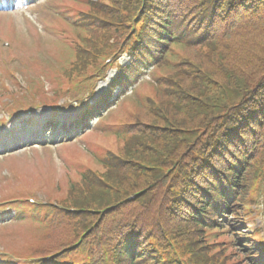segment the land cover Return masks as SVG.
Returning <instances> with one entry per match:
<instances>
[{"label":"trees","instance_id":"16d2710c","mask_svg":"<svg viewBox=\"0 0 264 264\" xmlns=\"http://www.w3.org/2000/svg\"><path fill=\"white\" fill-rule=\"evenodd\" d=\"M87 8L78 21L77 77L103 78L101 53L130 57L111 91L118 85L125 92L154 69L107 122L118 149L105 152L100 168L84 164L69 194L57 200L83 212L51 208L41 220L46 236L73 245L86 234L83 253L94 262L105 247L110 264H151L166 244L164 264H178L177 254L207 264L205 230L183 221L177 206L185 201L164 203L163 193L188 197V190L228 182L220 207L234 203L235 222L252 189L264 184V0H98ZM224 147L230 164L212 151ZM173 165L180 186L167 183ZM240 177L250 184L239 189ZM211 207L206 200L199 211Z\"/></svg>","mask_w":264,"mask_h":264},{"label":"rangeland","instance_id":"374dc122","mask_svg":"<svg viewBox=\"0 0 264 264\" xmlns=\"http://www.w3.org/2000/svg\"><path fill=\"white\" fill-rule=\"evenodd\" d=\"M0 1H6L7 5L10 4V1L13 2L15 0H0ZM36 4L40 3V5L33 9L30 12V7L31 4ZM48 2L46 0H20L19 2V9L16 10V12L13 14L11 11L10 14H13L11 16L6 15V14H1L0 13V34L5 36L7 35L6 30L8 29H13L15 27L16 33L22 35L24 40H18L15 41V43H11L10 39H7L9 41V47H1V49L8 54H14L16 53L18 56L21 57L16 64H11L7 68V72L9 75H25L28 72H37V71H45L49 73V66L52 65L49 63L50 57L48 60H42L44 57L43 56H49V43H56L60 39V35L56 34L50 27H47L42 21L43 18L47 19L49 17L48 12L42 11L41 5L45 6L47 5ZM42 11V13H40ZM2 13H6L7 11H2ZM38 13V15H37ZM54 13V12H53ZM56 14H60L64 16L62 13L55 12ZM16 15V16H15ZM42 16L43 18H40ZM53 14L50 15L49 17V24L53 23ZM14 18L15 22L13 23ZM22 18V19H21ZM66 18V17H65ZM32 22V24L37 27L41 39L43 41L44 45H41L39 43H35L32 41H29V38H32V36L29 34L28 27L26 25L27 22ZM46 28L49 29V31H46ZM43 31V32H42ZM36 56H42V59L38 60L35 58ZM53 59V58H52ZM54 60V59H53ZM24 61V62H23ZM127 58L123 59L122 62L126 63ZM115 71H111L109 75V79L103 82H100L97 86V92L101 94L103 91L107 89L108 83L111 80V78L114 76ZM42 81H37V84H42ZM25 85V84H24ZM49 90H51V87H49ZM50 92V91H49ZM118 90H116V93ZM116 93L113 95V98L115 97ZM99 96V95H98ZM5 106L14 104L15 101L12 99H5ZM44 102H49V98H46L43 96L42 93H39L36 98H34V106L27 110L30 111L33 108L41 107L44 106ZM27 111H21V112H27ZM3 112H0V117H2ZM74 114L72 112H67V113H61L60 116L58 117L59 120L64 122L65 117H69L72 119L74 118ZM28 121H25L22 123V121H16L13 122L12 124L8 125L6 130H3V133L5 135H0V140L2 142V145L0 149L2 150L4 147H6V151H4L3 156L6 159L9 158H15L21 155H29L31 153L35 145V142L42 143V142H47V143H55L57 148H55L54 153H53V159L55 166L57 167L58 175L60 178L63 177V182H65V175L70 173V169L68 167V163L66 162L65 158L61 154V150H63V147H60V144L67 140L68 138V132L54 137V135H48L49 128L44 126H39L38 120L43 121L44 124L46 121L55 118V117H50L49 114H47L46 109L43 110H38L35 113L31 114V119H37V123H30L31 119ZM98 120H94L93 126H96L100 122ZM97 123V124H95ZM47 128V129H46ZM72 127H68L65 131H69ZM11 133L10 137L7 136L9 133ZM87 133V132H85ZM85 133H82L80 136L84 135ZM16 135V136H15ZM7 136V137H6ZM55 140V141H53ZM27 146V148H25ZM0 150V151H1ZM45 155V153H43ZM4 158L1 160L3 161ZM31 162V167L35 166V162L33 158H29ZM14 174H9V171L7 169H3L0 172V185L3 183H7L11 178L13 177ZM40 200H45V197L40 195L39 196ZM5 213H8L5 215ZM15 212L13 210H6L5 212H0V221L4 219L6 216H10L14 214ZM0 249H3L2 246H0Z\"/></svg>","mask_w":264,"mask_h":264}]
</instances>
